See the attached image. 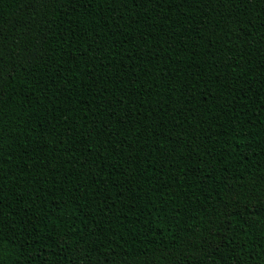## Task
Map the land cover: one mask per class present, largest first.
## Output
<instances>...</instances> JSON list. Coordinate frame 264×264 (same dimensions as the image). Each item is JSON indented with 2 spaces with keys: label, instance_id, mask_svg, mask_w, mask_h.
I'll list each match as a JSON object with an SVG mask.
<instances>
[{
  "label": "trees",
  "instance_id": "16d2710c",
  "mask_svg": "<svg viewBox=\"0 0 264 264\" xmlns=\"http://www.w3.org/2000/svg\"><path fill=\"white\" fill-rule=\"evenodd\" d=\"M0 264H264V0H0Z\"/></svg>",
  "mask_w": 264,
  "mask_h": 264
}]
</instances>
